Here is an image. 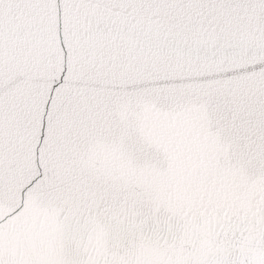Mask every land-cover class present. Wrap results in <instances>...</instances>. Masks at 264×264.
<instances>
[{
	"label": "snow or ice",
	"instance_id": "snow-or-ice-1",
	"mask_svg": "<svg viewBox=\"0 0 264 264\" xmlns=\"http://www.w3.org/2000/svg\"><path fill=\"white\" fill-rule=\"evenodd\" d=\"M0 264H264V0H0Z\"/></svg>",
	"mask_w": 264,
	"mask_h": 264
}]
</instances>
